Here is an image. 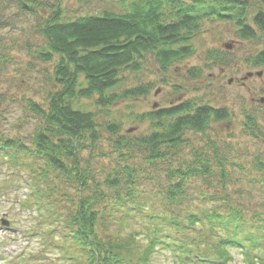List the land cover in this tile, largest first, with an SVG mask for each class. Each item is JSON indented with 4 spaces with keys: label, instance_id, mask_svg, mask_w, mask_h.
Segmentation results:
<instances>
[{
    "label": "trees",
    "instance_id": "trees-1",
    "mask_svg": "<svg viewBox=\"0 0 264 264\" xmlns=\"http://www.w3.org/2000/svg\"><path fill=\"white\" fill-rule=\"evenodd\" d=\"M15 1L45 39L30 55L52 67L43 70L46 98L20 100L18 121L0 130V162L23 177L19 208L36 214L27 234L41 245L32 261L15 263L53 255L59 264H154L161 255L164 264H230L239 251L246 264H264L254 256L264 247V202L250 210L238 199L264 197V158L244 166L233 142L215 133L231 119L227 107L165 105L134 117L149 122L140 135L124 133L117 119L98 120L154 90L150 82L118 91L125 73L144 72L153 57L167 74L196 56L205 21L234 23L240 40L264 43V0H127L125 12L73 20L62 0ZM11 47L0 36V80L14 66ZM226 54L207 50L205 67L230 66ZM246 63L264 67V46ZM187 75L200 79L203 67ZM82 100L95 111L77 106ZM243 115L242 133L264 142L262 116Z\"/></svg>",
    "mask_w": 264,
    "mask_h": 264
},
{
    "label": "rangeland",
    "instance_id": "rangeland-1",
    "mask_svg": "<svg viewBox=\"0 0 264 264\" xmlns=\"http://www.w3.org/2000/svg\"><path fill=\"white\" fill-rule=\"evenodd\" d=\"M16 2L0 0V19L7 22L0 30V36L5 45L12 46L13 52L10 55L14 58V66L6 70L0 80V100H4L0 104L1 131H8L10 124L15 125L22 115L20 100L46 98L48 87L44 85L46 80L43 70L51 71L52 68L30 55V50L36 51L45 45V39L36 31L35 16L18 9ZM128 3L127 0H62L61 5L66 19L73 20L100 15L104 11L125 12L128 7L124 5L128 6ZM47 13L38 9L40 16ZM237 32L234 23L205 21L202 33L192 43L197 51L196 56L174 66L167 74L160 70L153 57L148 58L144 72L138 75L125 73L124 83L118 91L150 82L154 83V90L145 99L111 108L108 113L100 115L98 120L107 122L117 119L123 123L124 133L135 129V135H140L146 133L149 122H137L135 116L165 105H175L183 100H199L216 108L227 107L231 111V119L216 125L215 133L233 142L240 151V160L244 166L248 167L255 157L264 158V142L242 133L241 127L245 111L259 118L262 116L264 120V67L253 68L246 63L247 58L263 49L264 43L242 41ZM210 49L228 52L225 58L229 60L230 66L205 67L202 55ZM196 66L203 67V75L200 79L192 80L187 73ZM91 103L92 101L84 100L76 102L77 106L95 111ZM104 145L108 148V143L104 142ZM22 180L20 174L13 176L0 162V222L5 219L10 224L8 229L0 225V264H16V261L21 263L27 255L25 258L32 261L31 252L41 246L31 234H27V229L37 223L36 214L19 208V202H23L28 193ZM238 199L244 200L250 210L262 211L263 195H245ZM245 229L249 230V227ZM256 254L264 257V247L260 252L255 251L254 256ZM233 256L230 264H246V259L239 251H233ZM38 259L40 261L36 264H59L53 255ZM153 262L164 264L166 256H155Z\"/></svg>",
    "mask_w": 264,
    "mask_h": 264
},
{
    "label": "water",
    "instance_id": "water-1",
    "mask_svg": "<svg viewBox=\"0 0 264 264\" xmlns=\"http://www.w3.org/2000/svg\"><path fill=\"white\" fill-rule=\"evenodd\" d=\"M3 224H4L5 226H8V223H7V222H3Z\"/></svg>",
    "mask_w": 264,
    "mask_h": 264
},
{
    "label": "flooded vegetation",
    "instance_id": "flooded-vegetation-1",
    "mask_svg": "<svg viewBox=\"0 0 264 264\" xmlns=\"http://www.w3.org/2000/svg\"><path fill=\"white\" fill-rule=\"evenodd\" d=\"M264 99H262V101H263Z\"/></svg>",
    "mask_w": 264,
    "mask_h": 264
}]
</instances>
